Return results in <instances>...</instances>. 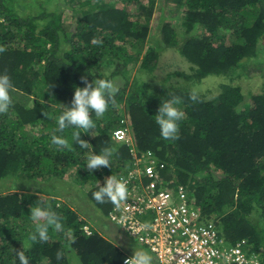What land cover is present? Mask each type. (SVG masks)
<instances>
[{
	"label": "trees",
	"instance_id": "16d2710c",
	"mask_svg": "<svg viewBox=\"0 0 264 264\" xmlns=\"http://www.w3.org/2000/svg\"><path fill=\"white\" fill-rule=\"evenodd\" d=\"M68 2L71 15L65 13ZM156 5L157 0H0V46L6 48L0 74L6 70L14 85L13 104L0 114V181L40 180L34 188L0 190V264H19L17 250L30 264H70V249L82 264H123L128 250L78 209L58 202L48 193L50 181L75 168L78 179L93 184L88 195L108 217L114 205L98 203L93 193L147 152L165 162L164 182L186 185L204 214L215 217L220 233L232 243L246 238L264 264V85L248 99L233 81L222 83L211 98L190 86L209 74L240 78L250 74L252 64L264 73L262 61H256L264 44V0H184L180 30L169 22L160 30L193 70L169 72L157 86L146 76L160 56V46L146 45ZM177 74L191 82H169ZM81 77L111 80L119 89L103 117L92 113L93 135L81 132L86 149L72 143L80 129L57 132L59 116L75 89L84 86ZM193 92L200 102L189 99ZM173 97H180L177 107L185 113L175 141L163 139L155 121L163 100ZM119 126H128L135 153L112 138ZM53 134L69 146L54 145ZM106 147L114 149L111 166L89 172L87 158ZM41 202L63 225V231L50 227L47 242L29 239L35 228L30 208ZM87 223L91 233L84 230ZM57 251L63 252L60 261Z\"/></svg>",
	"mask_w": 264,
	"mask_h": 264
},
{
	"label": "built area",
	"instance_id": "2783aa9c",
	"mask_svg": "<svg viewBox=\"0 0 264 264\" xmlns=\"http://www.w3.org/2000/svg\"><path fill=\"white\" fill-rule=\"evenodd\" d=\"M112 138L130 144L135 153L127 127L115 128ZM164 166L150 152L135 155L119 178L128 181V199L119 209L109 210L110 221L145 245L155 258L153 264H262L246 238L232 243L220 233L215 217L204 214L186 185H174L173 179L164 182ZM84 230L91 233L88 223ZM132 255H126L124 264Z\"/></svg>",
	"mask_w": 264,
	"mask_h": 264
},
{
	"label": "clouds",
	"instance_id": "9594fccd",
	"mask_svg": "<svg viewBox=\"0 0 264 264\" xmlns=\"http://www.w3.org/2000/svg\"><path fill=\"white\" fill-rule=\"evenodd\" d=\"M5 51L6 48L0 46V53ZM81 79L84 86L75 89L71 105L64 109L59 116L57 132L63 133L69 127L80 129L81 131L72 134V143L86 149L89 142L81 138V132L93 135L92 130L95 128V123L92 119V113L94 112L97 118L103 117L109 104L114 103V97L119 89L111 80L95 79L89 82L86 77H81ZM12 90H14V85L5 70L4 74H0V114H6L12 106L13 100L10 94ZM189 99L193 103L200 102L199 96L195 92L190 93ZM180 103V97H173L170 100H163L158 107L155 121L160 128V136L165 140L175 141L180 138L179 122L185 117L184 111L177 107ZM51 142L62 148L69 146L67 139L55 134H53ZM113 153L114 149L106 147L101 149L98 154L90 155L87 158V170L92 172L100 168L110 167ZM127 184V180L118 179L114 175L106 177L103 186L93 193V199L100 204L110 202L119 209L121 203L128 199ZM30 213V218L35 225L34 232L29 237L30 240L39 239L41 242H47L50 227L56 231H63L61 217L52 210L50 205L41 202L36 206H31ZM129 253L131 252H126V255ZM16 255L19 264H30L23 250H17ZM56 259L58 261L63 259L62 251H57ZM125 264H153V257L146 251L135 250L131 257L125 259Z\"/></svg>",
	"mask_w": 264,
	"mask_h": 264
},
{
	"label": "rangeland",
	"instance_id": "374dc122",
	"mask_svg": "<svg viewBox=\"0 0 264 264\" xmlns=\"http://www.w3.org/2000/svg\"><path fill=\"white\" fill-rule=\"evenodd\" d=\"M112 1L117 2L119 0ZM183 1L184 0H157V5L150 19V33L146 44L160 46V56L157 66L148 72V74L146 73L148 80L152 81V85H159L169 72L180 70L190 73L193 70L191 68V63L178 51L175 45L165 43L163 33L160 30V26L167 22L174 25L178 31L180 30V21L182 20L183 13L182 9L180 11V6ZM70 4L69 2L67 3L65 13H70L71 15ZM118 4H120V2ZM72 5L74 4L72 3ZM180 38L179 36L177 40L180 41ZM258 47L260 48V53L256 57V61L259 60L260 62L261 60L262 62L260 63L264 65V44L261 43ZM252 60L253 58L249 59L248 63L253 62ZM250 67V74L243 75L240 78H232L224 74H209L204 77L199 84L195 85L191 83L190 86L195 92L202 93L206 98H211L220 92L222 83L233 81L234 83L242 85L245 90L246 99H248L250 97V92H259L264 85V73L260 74V71H257L258 68L256 69L253 67V64ZM171 81L180 82V84L181 82L182 84L184 82H191V80L183 79L179 74L173 75L169 82ZM124 119L126 120V117ZM125 127L128 128V126ZM75 171L76 169L72 168L65 176L52 178L50 181L52 187H50L48 193L56 196L58 202L70 204L72 207L78 209L82 216L91 220L95 226L100 228L110 239L124 246V248L132 254L135 250H143L150 253L149 249L141 244L135 237L128 235L120 226L112 223L107 216L101 214L88 195L89 189L93 184L78 179ZM39 181L40 180L37 179L33 180L25 177L20 178L18 176H11L0 181V190H9L12 186L26 189V187L32 188L34 185V188L35 184ZM93 217L97 219H91ZM102 221H104V223L100 225ZM151 254L152 253H150V255ZM68 256L70 257V264H82L80 256L74 250L70 249V251H68ZM151 256L153 257V255Z\"/></svg>",
	"mask_w": 264,
	"mask_h": 264
},
{
	"label": "crops",
	"instance_id": "0c3cea01",
	"mask_svg": "<svg viewBox=\"0 0 264 264\" xmlns=\"http://www.w3.org/2000/svg\"><path fill=\"white\" fill-rule=\"evenodd\" d=\"M115 242V241H114ZM117 243V242H116ZM117 244H119V243H117ZM122 248H124V246H122L121 244H119ZM124 249H126V248H124ZM127 251V250H126ZM128 252V251H127ZM153 261H155V258L153 257Z\"/></svg>",
	"mask_w": 264,
	"mask_h": 264
}]
</instances>
